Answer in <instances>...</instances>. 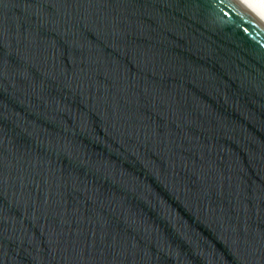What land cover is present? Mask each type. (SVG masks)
I'll list each match as a JSON object with an SVG mask.
<instances>
[{
  "label": "water",
  "instance_id": "obj_1",
  "mask_svg": "<svg viewBox=\"0 0 264 264\" xmlns=\"http://www.w3.org/2000/svg\"><path fill=\"white\" fill-rule=\"evenodd\" d=\"M0 264H264V25L0 0Z\"/></svg>",
  "mask_w": 264,
  "mask_h": 264
},
{
  "label": "bare ground",
  "instance_id": "obj_2",
  "mask_svg": "<svg viewBox=\"0 0 264 264\" xmlns=\"http://www.w3.org/2000/svg\"><path fill=\"white\" fill-rule=\"evenodd\" d=\"M264 25V0H237Z\"/></svg>",
  "mask_w": 264,
  "mask_h": 264
}]
</instances>
